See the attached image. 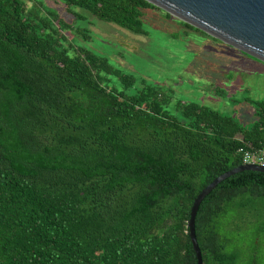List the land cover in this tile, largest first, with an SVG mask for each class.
Wrapping results in <instances>:
<instances>
[{"label": "trees", "instance_id": "16d2710c", "mask_svg": "<svg viewBox=\"0 0 264 264\" xmlns=\"http://www.w3.org/2000/svg\"><path fill=\"white\" fill-rule=\"evenodd\" d=\"M26 1L0 0V264H196L192 201L241 165L239 147L264 148V101L245 100L249 125L193 102L169 106L65 34L87 41L85 30ZM53 1L134 35L151 36L155 11L156 23L203 34L144 0ZM248 229L264 234V174L244 171L197 208L201 264H255L231 237Z\"/></svg>", "mask_w": 264, "mask_h": 264}, {"label": "rangeland", "instance_id": "374dc122", "mask_svg": "<svg viewBox=\"0 0 264 264\" xmlns=\"http://www.w3.org/2000/svg\"><path fill=\"white\" fill-rule=\"evenodd\" d=\"M38 1L55 9L79 30H85L89 37L85 41L73 29L65 33L68 40L72 38L75 45L107 58L119 70L135 76L138 79L136 87L142 86L139 83L141 79L152 83L164 98H171L169 106L174 107L177 101L193 102L249 125L254 119L246 101H264L263 63L207 39L206 35L184 29L172 20L164 21L173 27L156 23L154 19L161 14L158 11L148 12V17L153 21H148L146 25L155 31H149L151 36L145 37L74 9L81 17L77 20L65 11L64 6L53 0ZM30 2L26 1V5H30ZM176 30L190 33L187 36L189 41L181 39L182 35ZM170 32L178 33L179 39L171 38ZM233 230L231 237L238 244L245 241L244 246L249 249L250 254H247L249 256L245 262L254 255L255 264H264V234L256 238L249 229L236 234Z\"/></svg>", "mask_w": 264, "mask_h": 264}, {"label": "water", "instance_id": "95a60500", "mask_svg": "<svg viewBox=\"0 0 264 264\" xmlns=\"http://www.w3.org/2000/svg\"><path fill=\"white\" fill-rule=\"evenodd\" d=\"M144 1L209 38L264 64V0ZM244 171L264 174V167L240 165L226 171L202 188L193 199L186 229L196 264H201L194 233V219L200 202L223 180Z\"/></svg>", "mask_w": 264, "mask_h": 264}, {"label": "built area", "instance_id": "2783aa9c", "mask_svg": "<svg viewBox=\"0 0 264 264\" xmlns=\"http://www.w3.org/2000/svg\"><path fill=\"white\" fill-rule=\"evenodd\" d=\"M236 154L241 160V165H253L264 167V148L260 151L251 150L246 147H239Z\"/></svg>", "mask_w": 264, "mask_h": 264}]
</instances>
